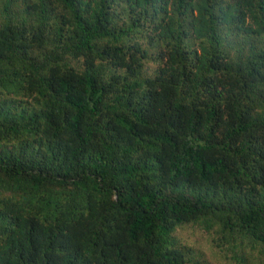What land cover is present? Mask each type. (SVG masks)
<instances>
[{
  "label": "trees",
  "instance_id": "trees-1",
  "mask_svg": "<svg viewBox=\"0 0 264 264\" xmlns=\"http://www.w3.org/2000/svg\"><path fill=\"white\" fill-rule=\"evenodd\" d=\"M187 226L264 264V0H0V264H208Z\"/></svg>",
  "mask_w": 264,
  "mask_h": 264
},
{
  "label": "rangeland",
  "instance_id": "rangeland-1",
  "mask_svg": "<svg viewBox=\"0 0 264 264\" xmlns=\"http://www.w3.org/2000/svg\"><path fill=\"white\" fill-rule=\"evenodd\" d=\"M216 238L215 234L197 226H187L179 232L180 241L193 248L195 255L208 264H241L242 249L228 244L220 246Z\"/></svg>",
  "mask_w": 264,
  "mask_h": 264
}]
</instances>
